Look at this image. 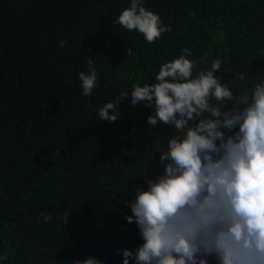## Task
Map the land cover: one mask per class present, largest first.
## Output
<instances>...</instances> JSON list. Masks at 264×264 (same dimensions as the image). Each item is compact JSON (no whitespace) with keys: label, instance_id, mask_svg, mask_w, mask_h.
I'll list each match as a JSON object with an SVG mask.
<instances>
[{"label":"trees","instance_id":"16d2710c","mask_svg":"<svg viewBox=\"0 0 264 264\" xmlns=\"http://www.w3.org/2000/svg\"><path fill=\"white\" fill-rule=\"evenodd\" d=\"M130 2L0 0V264L89 255L122 264L116 250L143 243L121 201L146 187L139 176L163 171L156 152L174 130L149 126L153 109L143 103L127 105L131 85L154 83L163 62L189 48L193 76L220 58L217 75L235 95L251 97L264 82V0H143L172 28L151 44L116 23ZM89 59L99 76L85 96L78 73ZM123 91L121 118L99 121L98 110Z\"/></svg>","mask_w":264,"mask_h":264},{"label":"clouds","instance_id":"9594fccd","mask_svg":"<svg viewBox=\"0 0 264 264\" xmlns=\"http://www.w3.org/2000/svg\"><path fill=\"white\" fill-rule=\"evenodd\" d=\"M116 23L149 44L172 31L143 0H131ZM126 52L136 55L131 47ZM191 55L185 48L160 65L154 83L131 85L127 106L143 103L153 109L149 126L162 123L174 131L156 152L163 171L139 176L146 187L137 185L135 197L121 201L131 212L126 222L135 224L143 243L116 251L122 264H264V82L254 84L251 97L247 91L235 95L217 75L226 67L220 58L193 76L199 65ZM87 64L78 79L82 94L91 96L99 73L91 59ZM233 79L243 81L245 73L237 71ZM128 98L123 91L106 102L99 121L116 122ZM52 218L45 215L44 222ZM71 264L106 262L89 255Z\"/></svg>","mask_w":264,"mask_h":264}]
</instances>
